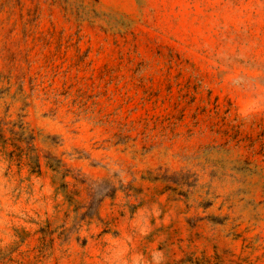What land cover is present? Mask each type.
I'll use <instances>...</instances> for the list:
<instances>
[{
	"label": "rangeland",
	"instance_id": "374dc122",
	"mask_svg": "<svg viewBox=\"0 0 264 264\" xmlns=\"http://www.w3.org/2000/svg\"><path fill=\"white\" fill-rule=\"evenodd\" d=\"M0 264H264V0H0Z\"/></svg>",
	"mask_w": 264,
	"mask_h": 264
}]
</instances>
